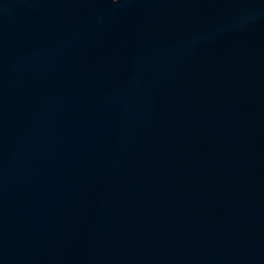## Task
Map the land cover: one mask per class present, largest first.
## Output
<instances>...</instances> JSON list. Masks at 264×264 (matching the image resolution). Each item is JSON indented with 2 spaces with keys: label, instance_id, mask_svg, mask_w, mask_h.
Masks as SVG:
<instances>
[{
  "label": "water",
  "instance_id": "1",
  "mask_svg": "<svg viewBox=\"0 0 264 264\" xmlns=\"http://www.w3.org/2000/svg\"><path fill=\"white\" fill-rule=\"evenodd\" d=\"M0 264H264V0H0Z\"/></svg>",
  "mask_w": 264,
  "mask_h": 264
}]
</instances>
